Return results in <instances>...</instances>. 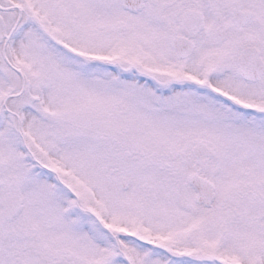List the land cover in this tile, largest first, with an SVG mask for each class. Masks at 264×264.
<instances>
[{"label":"snow or ice","instance_id":"obj_1","mask_svg":"<svg viewBox=\"0 0 264 264\" xmlns=\"http://www.w3.org/2000/svg\"><path fill=\"white\" fill-rule=\"evenodd\" d=\"M0 264H264V0H0Z\"/></svg>","mask_w":264,"mask_h":264}]
</instances>
